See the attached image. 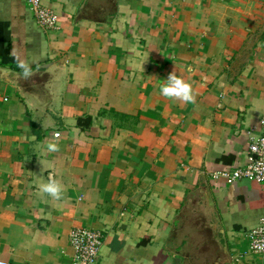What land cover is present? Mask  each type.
<instances>
[{
    "label": "crops",
    "instance_id": "0c3cea01",
    "mask_svg": "<svg viewBox=\"0 0 264 264\" xmlns=\"http://www.w3.org/2000/svg\"><path fill=\"white\" fill-rule=\"evenodd\" d=\"M42 1L57 30L0 0L1 67L65 60L46 100L0 73V261L69 263L86 227L95 264H264L247 252L264 185L212 177L246 163L264 118V0ZM171 73L192 102L160 94ZM50 177L58 200L40 191ZM205 188L228 260L191 223Z\"/></svg>",
    "mask_w": 264,
    "mask_h": 264
},
{
    "label": "built area",
    "instance_id": "2783aa9c",
    "mask_svg": "<svg viewBox=\"0 0 264 264\" xmlns=\"http://www.w3.org/2000/svg\"><path fill=\"white\" fill-rule=\"evenodd\" d=\"M29 11L44 31L59 28V14L42 0H26ZM59 133H54L58 136ZM246 163L231 170L217 171L212 174L214 179L223 178L227 183L246 180L264 185V118L260 120V131L249 137ZM247 252L264 254V218L248 233ZM69 243L73 249L69 263L62 264H95L102 245V235L99 231L86 227H75L69 233ZM0 264H12L2 262Z\"/></svg>",
    "mask_w": 264,
    "mask_h": 264
},
{
    "label": "water",
    "instance_id": "95a60500",
    "mask_svg": "<svg viewBox=\"0 0 264 264\" xmlns=\"http://www.w3.org/2000/svg\"><path fill=\"white\" fill-rule=\"evenodd\" d=\"M64 61V58H60L57 61L41 64L39 67L32 70L31 75L27 77L23 75V72L11 68H3L1 66L0 73L4 75H13L17 78L16 82L21 85L22 89L35 93L36 95L38 94L37 96L41 100H46L50 97L49 85L59 76ZM201 195L202 196L199 198L201 202L198 204V208L195 205L193 210L196 215L191 222L192 226L202 235V240L205 241L204 247H206V249L214 248L210 249L214 252L213 260L218 257H220L221 260H228L230 252L224 234V227L218 214L211 215V212L216 211L212 196L207 188H205V191L201 192Z\"/></svg>",
    "mask_w": 264,
    "mask_h": 264
},
{
    "label": "clouds",
    "instance_id": "9594fccd",
    "mask_svg": "<svg viewBox=\"0 0 264 264\" xmlns=\"http://www.w3.org/2000/svg\"><path fill=\"white\" fill-rule=\"evenodd\" d=\"M20 67L23 69V75L25 77L31 75V69L21 64ZM160 94L165 98H178L184 102H192L194 97L192 95L191 86L184 82L183 79L177 77L174 73L169 74L167 82L160 87ZM49 152L58 150V145L49 143L47 145ZM40 191L53 197L54 199H60L62 196V187L55 179L50 177L49 182L40 185Z\"/></svg>",
    "mask_w": 264,
    "mask_h": 264
},
{
    "label": "trees",
    "instance_id": "16d2710c",
    "mask_svg": "<svg viewBox=\"0 0 264 264\" xmlns=\"http://www.w3.org/2000/svg\"><path fill=\"white\" fill-rule=\"evenodd\" d=\"M81 126H86L88 124V122H82V121H79L78 122Z\"/></svg>",
    "mask_w": 264,
    "mask_h": 264
}]
</instances>
